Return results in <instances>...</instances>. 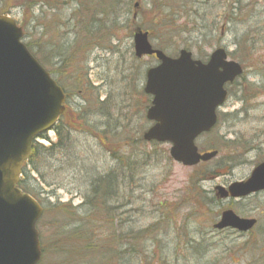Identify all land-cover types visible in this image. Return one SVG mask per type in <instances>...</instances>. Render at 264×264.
I'll use <instances>...</instances> for the list:
<instances>
[{"label":"rangeland","instance_id":"obj_1","mask_svg":"<svg viewBox=\"0 0 264 264\" xmlns=\"http://www.w3.org/2000/svg\"><path fill=\"white\" fill-rule=\"evenodd\" d=\"M102 1L0 0V13H8L23 27L24 41L31 43L36 57L69 91L66 117L72 131L67 135V153L46 159V166L58 170L50 187L38 179L39 186H31L35 197L49 208L50 214L41 223L45 257L40 264H75L78 260L75 256L67 259L65 241L53 231L59 223L57 218L62 216L52 214L50 209L67 200L72 205L78 204V192L86 189L89 176L101 175L116 167V159L104 149L105 143L110 152L123 158L131 149L135 153H151L148 161L142 162L130 188L127 186L125 191L121 188L123 195L131 197V203L121 207V199L118 214L123 226L120 228L125 236L133 231L139 235L129 264H264V192L244 201L215 197L216 186L226 187L245 179L264 159V0H193L194 4L192 0H112L116 6L111 8L101 7ZM137 1L139 5L135 9L133 4ZM185 2L189 6L180 10L198 9L204 16L205 28L197 31L196 22L192 23L191 17L188 21L182 12L179 25L188 23L187 29L183 32L168 29L166 20L171 17L168 15ZM162 4L171 7L165 8ZM91 17L102 32L88 37L82 25L89 23ZM114 19L118 28L111 38V46L107 47L112 31L105 33L103 22L110 25ZM149 26L152 27L151 43L169 44L165 52L170 56L187 47L194 58L205 59L214 48L223 46L244 68L243 76L220 109L219 123L212 132L196 140L201 151L219 146L216 158L204 166H182L169 158L168 144L146 143L141 139L150 125L145 119L150 97L142 92L144 73L156 60L152 57L131 60V35L135 28ZM76 65L86 67L94 89L82 87L74 91L72 81L80 79ZM96 94L99 100L109 97L114 106L110 116L99 113L98 105L92 101ZM100 132L109 140L102 142ZM46 136L50 141L56 138L52 130ZM68 154L71 163L65 159ZM76 159L82 165L73 166L72 161ZM203 169L208 171L202 175ZM30 173L37 178L34 172ZM196 177L199 181L195 183ZM202 177L205 179L201 180ZM57 185L61 188L51 193ZM199 185L203 197L197 191ZM209 198L216 201L211 203ZM228 208L241 216L257 218L254 230L244 235L214 230L212 225ZM51 243L56 244V250L53 251L55 246ZM198 244L204 249L200 253L194 248ZM117 247L114 242L107 258L115 255ZM87 262L99 264L101 261Z\"/></svg>","mask_w":264,"mask_h":264},{"label":"water","instance_id":"obj_2","mask_svg":"<svg viewBox=\"0 0 264 264\" xmlns=\"http://www.w3.org/2000/svg\"><path fill=\"white\" fill-rule=\"evenodd\" d=\"M22 34L12 18L0 15V264H37L40 259L35 225L42 208L15 184L21 164L32 154L33 139L52 128L65 101L61 87L21 42ZM132 39L136 57L154 55L159 61L146 71L144 92L152 99L145 115L154 124L143 139L170 143L169 155L185 166L210 160L217 152L199 153L194 140L215 125L216 108L226 98L224 85L241 74L240 65L227 60L223 48L202 62L185 49L176 57L154 49L141 29ZM215 189L220 198L264 190V161L245 181ZM253 225L254 220L225 210L214 228L247 231Z\"/></svg>","mask_w":264,"mask_h":264},{"label":"trees","instance_id":"obj_3","mask_svg":"<svg viewBox=\"0 0 264 264\" xmlns=\"http://www.w3.org/2000/svg\"><path fill=\"white\" fill-rule=\"evenodd\" d=\"M192 3L194 4L193 0H192ZM186 4L187 2L182 3L181 6H179V8L174 10L173 14L168 15V16H171L169 17L168 20H166L167 27L169 30L179 29L180 31L183 32L187 29L186 24L188 23H184V25H179L181 23L180 19L181 17H183L181 15L182 12L184 13L188 21H189V18L191 17L192 18L191 22L192 23L196 22V29H198L197 31H199L202 28H205V26L203 25L204 20H205L204 16L199 14L198 9H191L192 11H188L185 9L180 10V8H185L189 6ZM201 4L204 5L205 2H202ZM99 5L101 7L107 5L110 8L116 6L115 3L112 2V0H108V1L104 0ZM162 5L165 8L166 7L168 8V6L171 7V5H166V4H162ZM228 5H230V3ZM125 8L126 7H124V9ZM127 11L128 9L126 10V12ZM92 17L89 23L85 22L82 25V29L87 32V34L85 35L88 37H90V35L94 34L95 32H99V33L102 32L101 29H99L100 28L99 24L96 26L94 25L96 21H94ZM103 23H104L103 30H105V33L106 31L107 32L112 31V35L110 36L108 40V46H107V47H110L111 46L110 42L112 41L111 38L115 37L114 32L117 30L118 24L115 25L116 20L110 21L111 26L105 25L106 22H103ZM213 24L214 26L217 25L216 23H213ZM151 28H152L151 26L145 28V30L149 32L150 39L152 37ZM96 37H100V36L96 34ZM202 40H204V38ZM24 43L27 46L28 50L32 53V55L35 58H37L36 54L32 51L33 46L31 45V43L25 42V41ZM114 44H118V42L114 40ZM113 46L115 47V45ZM154 47L165 52V51H168L169 44L157 43L156 45L154 44ZM93 48H91L90 50H92ZM184 48L188 49L187 47H184ZM231 54L233 56V53ZM37 59L39 60L40 63L43 64V62H41L39 58ZM130 59L134 61L136 60L132 52H131ZM88 61H89V58L86 59L85 65L88 63ZM76 66L78 69V72L76 75H78L80 79H75V78L73 79L72 86L74 88V91L75 89L81 90L82 87L86 90L94 89L91 85V81L88 79V73H87L86 67L84 68L78 65ZM48 70L55 77L58 84L61 85L62 88L65 90L66 95L69 96V91L67 87L62 84V82L58 79V77L55 76V74H53V72L50 69ZM59 74L61 76V73ZM236 83L237 82H235V85ZM86 101H89V99L86 98ZM92 101H94L98 105V111L99 113H101L102 116H106V117L110 116L111 110L112 108H114V106L111 104L109 97L108 98L105 97L104 100H99V95L96 94L95 98ZM221 116L222 115H220V118ZM55 129H56L55 131L57 134V141L56 142L49 141L48 146H43L42 144L34 142L33 149H32V155L23 164L22 169H21V176L17 184V187L22 192L31 194L34 197H35V194L33 193L31 186L32 185L39 186V182H37L36 180L38 179V181H40L42 184L50 187L52 178L54 176L56 177V173L58 171V170H51L49 166H46L45 165L46 159L52 156H56L58 153H63V152L67 153L66 152V149L68 147L67 146V139H68L67 135L71 133L70 127L67 124L61 122L55 127ZM100 133L98 135L102 137V138L100 137L101 138L100 140L102 142L104 141L106 142V140H109L108 138L104 137V132H100ZM41 137H44L47 139V136L45 134L41 135ZM124 142H126V140H124ZM105 144L106 145H104V147L107 148L108 150L109 149L108 143H105ZM218 147L219 146H215L212 148L219 149ZM130 151L131 152L125 153L127 154L125 157L126 159L123 158V155L119 157L115 154V152L113 151L110 152L111 157L113 159H116V167L110 169L109 171L101 175H98V174H95V175L92 174L91 176L87 175L89 176L90 179L86 181V184L88 182L86 189L82 190V192H78V196L81 199L79 204L72 205L71 202L68 201V202H63V203H57L58 207H52V210L50 209V211H52V214L54 213L58 216H62L60 217V219L57 218L56 221L59 223L55 227L57 229L53 231L61 235L63 241H65L64 245L67 246L65 248L66 250L65 255L67 256V259L70 260V256H75L78 258L75 264H85V262L86 264H89V262H87L89 260H93L94 262L101 261L99 262V264H113V263L129 264L130 254H133L136 251V248H135L136 240L138 239L139 235L135 234L136 231H133L131 235L127 234V236H125L122 230L123 228H120L122 224V219L120 222L119 216L121 214H118V210L120 209L119 205H120L121 199L123 201L121 202V207H125L129 205V203H131V197L123 195V191H125L127 186L130 188L133 177L138 175V171L142 167V164L148 161V159L151 156V153L149 152L150 154L149 153L141 154V151H139V153H135V151H133L132 149ZM66 157H67V162H70L69 154L67 156L65 155V159ZM78 164L82 165V161L79 159L72 161L73 166H76ZM27 165L29 166L28 170L26 169ZM31 171L35 173L37 178H34L31 176L32 175L30 173ZM206 171L203 169L201 174L203 175ZM204 179L205 178L203 177L201 178V180H204ZM197 181H199L198 177H196L195 183ZM57 187L61 188V185L55 186L51 193H54ZM121 188L123 189L122 192H121ZM200 189L202 188L199 185L197 188V191L200 194V196L203 197L204 193ZM127 197H130V198L127 200ZM209 201L213 203L215 199L209 198ZM48 214H49V208L44 207L43 214L37 223V229L39 231L41 242L43 244L42 249H41L43 259L45 257V252H44L45 249H44V242H43V233L41 232L42 230L41 223L44 219L47 218ZM71 228L73 229L71 230ZM101 230L105 232H102ZM119 231H122L121 237L118 235ZM139 232H142V231H139ZM113 236H114V239H113ZM122 237H123V241H122ZM109 238H112V240H108ZM114 242L118 244L119 248L117 247V251H115V255L113 257L107 258V254L111 252V249H112L111 247L114 245ZM72 244L75 247H71L70 245ZM121 245L123 246V249H122L123 251L120 250ZM51 246H55L53 251L56 250L57 248L56 244L51 243ZM200 246L201 244L194 246V248L197 249L198 253L204 250L203 248H200ZM78 252H81L83 254L79 255ZM92 257H96V259H99V260L98 261L94 260ZM127 257L129 258L127 259ZM103 258L105 259L103 260ZM121 260L123 261V263H121Z\"/></svg>","mask_w":264,"mask_h":264},{"label":"flooded vegetation","instance_id":"obj_4","mask_svg":"<svg viewBox=\"0 0 264 264\" xmlns=\"http://www.w3.org/2000/svg\"><path fill=\"white\" fill-rule=\"evenodd\" d=\"M262 192H264V191H262ZM259 193H261V192H259ZM258 193H255V194H252V195H250V196H248V197H245V198H249V197H253V196H255V195H257ZM245 198H243V199H237V200H231V201H244L245 200ZM244 217V216H243ZM246 218H254V219H256V223H257V218H255V217H246ZM252 232V230H250V231H248L247 233H251ZM246 234V233H245ZM263 263H264V260H263Z\"/></svg>","mask_w":264,"mask_h":264}]
</instances>
